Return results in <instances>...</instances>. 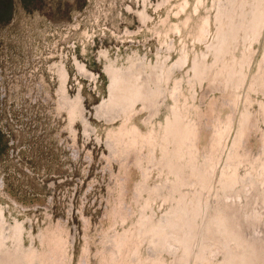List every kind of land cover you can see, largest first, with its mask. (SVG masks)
Segmentation results:
<instances>
[{"label": "rangeland", "instance_id": "obj_1", "mask_svg": "<svg viewBox=\"0 0 264 264\" xmlns=\"http://www.w3.org/2000/svg\"><path fill=\"white\" fill-rule=\"evenodd\" d=\"M263 252L264 0H0V264Z\"/></svg>", "mask_w": 264, "mask_h": 264}, {"label": "bare ground", "instance_id": "obj_2", "mask_svg": "<svg viewBox=\"0 0 264 264\" xmlns=\"http://www.w3.org/2000/svg\"><path fill=\"white\" fill-rule=\"evenodd\" d=\"M240 201V200H239ZM219 207V206H218ZM228 208V207H227ZM233 211V210H232ZM239 214V213H238ZM234 215V214H233ZM232 215V216H233ZM234 218H235V216H234ZM234 218H232V220H229L230 222H227V221H224V219L222 218V220H219V221H221L220 223L218 222V219L219 218H217L216 219V221H215V219L213 220V222H211V224L212 225H210V226H213V223L215 224L216 222H218L219 223V225H217V227H215V231H216V233H217V235H219L220 237H222V235H221V232L223 231L222 229H226L227 230V232L230 234V232H232L233 230H235L234 229V226H236L235 225V223L237 222V220H236V218L234 219ZM244 219V218H243ZM263 219V218H262ZM249 220H251V219H249ZM248 223V222H247ZM209 225V224H208ZM250 225H255V224H250ZM239 226H242V224H240ZM245 226V225H244ZM248 227H249V225H247ZM251 226V228H253ZM206 228H207V226H206ZM205 228V229H206ZM239 228H242V231H243V229H244V227H239ZM225 231V230H224ZM224 234H225V232H224ZM243 236V235H242ZM244 238V237H243ZM223 240V239H222ZM263 261V264H264V252H263V255H262V260H261V262ZM252 263H254V262H252ZM258 264H260V263H258Z\"/></svg>", "mask_w": 264, "mask_h": 264}, {"label": "water", "instance_id": "obj_3", "mask_svg": "<svg viewBox=\"0 0 264 264\" xmlns=\"http://www.w3.org/2000/svg\"><path fill=\"white\" fill-rule=\"evenodd\" d=\"M257 241H259V240H257Z\"/></svg>", "mask_w": 264, "mask_h": 264}]
</instances>
